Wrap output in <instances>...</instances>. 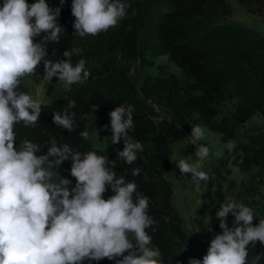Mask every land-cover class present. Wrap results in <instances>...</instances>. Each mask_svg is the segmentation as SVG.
Wrapping results in <instances>:
<instances>
[{
  "label": "clouds",
  "instance_id": "clouds-1",
  "mask_svg": "<svg viewBox=\"0 0 264 264\" xmlns=\"http://www.w3.org/2000/svg\"><path fill=\"white\" fill-rule=\"evenodd\" d=\"M59 3L60 7H50L46 0L31 4L2 0L0 4V264H86L101 260L164 264L148 231H155L149 198L137 191L134 180L117 176L109 166L115 162L94 150L82 153L55 139L41 155L37 153L43 146L30 139H21L17 146L16 126L35 128L42 111V99L22 90V80L35 84L41 64L43 85H35L37 93L46 90L44 85L51 84L53 77L66 92L91 77L84 58L73 62L74 53H80L78 48L64 51L62 60L47 56V45L58 43L64 31L58 24L64 0ZM129 7L124 0H72L74 35L95 37L115 28ZM36 37H41L39 42ZM75 108L76 101L68 100L61 111L52 113V122L74 131L76 112L71 109ZM133 111V105L119 104L108 113L110 126H104L111 131L112 145L123 140V150L117 154L129 166L144 151V145L129 136L135 128ZM150 119L162 122L156 117ZM206 131L210 130L194 125L189 136L192 143L205 139ZM79 136L85 141L93 139L90 130L79 132ZM195 156L192 163L181 157L176 168L181 176L190 174L199 191L200 182L210 180L209 171L202 170L203 161L210 156L209 147L199 145ZM67 160L71 161V180L57 171ZM140 172L139 167L131 169L133 177ZM109 189L113 195L105 199ZM208 203L201 200V205ZM229 214L233 217L231 227ZM215 216L220 234L212 236L202 259L190 258L188 264H260L264 253L253 254L250 260L249 247L254 248L256 242L264 246V219L253 225V209L231 197L219 204Z\"/></svg>",
  "mask_w": 264,
  "mask_h": 264
},
{
  "label": "trees",
  "instance_id": "trees-1",
  "mask_svg": "<svg viewBox=\"0 0 264 264\" xmlns=\"http://www.w3.org/2000/svg\"><path fill=\"white\" fill-rule=\"evenodd\" d=\"M26 2L31 4L34 0ZM46 2L50 7H60L59 0ZM71 2L64 0L58 18V24L64 31L58 43L47 45V56L52 60H62L64 51L78 48L79 55H73L75 63L89 49L86 37L74 35ZM124 2L130 7L125 18L120 20L113 43L121 59V68L111 70L105 77L91 75L85 83L78 87L72 85L71 91L42 104L35 128L16 126V143L18 146L21 139L27 138L42 145L37 155L46 154L52 139L60 144L67 143L82 153L94 150L104 154L94 148L90 140L85 141L79 136V132L87 130L92 110L97 111L101 136L109 138L111 131L104 128L105 125L110 126L108 113L121 103L133 105L135 128L129 136L141 142L144 151L138 154L134 164L126 165L117 154L124 147L121 140L113 145L115 157L107 156L110 162H115L109 166L114 167L117 176L134 180L138 185L137 191L149 198L148 211L155 221V231H148L152 235V245L162 253L164 264H188L190 258L201 259V256L185 251L189 249L188 236L172 203L173 191L166 179L172 147L190 135L194 125H201L218 135L220 144L225 145L237 138L242 126L255 113L258 112L264 120V36L255 32H251V36L240 35L234 31L235 28L218 25V21L228 20L233 13L226 0ZM236 2L247 14L264 22V0ZM206 20L217 27L199 35L198 31L202 30L200 24ZM40 39L36 37V42ZM160 57H165L178 74L169 72L165 65H156L155 60ZM137 63L157 70L155 75L146 76L138 88L128 77L131 65ZM37 70L43 75V64ZM21 88L28 91L22 83ZM233 93L242 95L241 100L226 115H221V104ZM68 100L76 101V108L71 111L76 112L77 126L72 132L58 128L52 122V113L61 111ZM150 117L162 122L157 124ZM252 141L248 147L236 146L232 151L225 149L217 159H211L210 180L203 181L205 189L201 198L216 203L208 210V224L214 234L221 231L215 212L219 204L227 200L228 194L253 209V225L264 219V196L256 185V174H253L255 168L264 170V134ZM70 166V160L63 162L57 169L58 174L73 179L69 175ZM137 167L141 169L140 175L133 177L131 169ZM233 167H237L245 177L239 184L231 179ZM111 195L113 193L109 189L104 198ZM232 219L229 214V227ZM256 253H264V246L259 242L254 248L249 247V259ZM104 263L105 260L93 261V264ZM260 264H264V259Z\"/></svg>",
  "mask_w": 264,
  "mask_h": 264
},
{
  "label": "rangeland",
  "instance_id": "rangeland-1",
  "mask_svg": "<svg viewBox=\"0 0 264 264\" xmlns=\"http://www.w3.org/2000/svg\"><path fill=\"white\" fill-rule=\"evenodd\" d=\"M226 1L231 5L233 13L228 20L218 21V25H225L230 27V29L235 28L234 31L240 35L249 34L251 36V32H255L264 36L263 21L255 16L247 14L245 10L237 4L236 0ZM119 24L120 21L115 28L109 29L107 32L100 33L95 37H86L89 52L84 54L83 58L87 61L86 69L91 72V75L105 77L111 70H118L121 68V59L119 54L116 53V47L113 46L115 41L114 34ZM200 25L202 30L198 31L199 35H204L208 33V31H212L217 27V25H214L213 23L211 24L209 20H206L205 23H201ZM109 46L111 47L110 49L108 48ZM155 64L165 65L169 72L178 74V70L172 64H170L165 57L157 58L155 60ZM156 73L157 70L155 67H143L137 63L131 65L128 77L129 81L135 85L136 88H138L146 76H152ZM37 75L38 76L34 78L35 84H30L27 80H22L21 83L31 94H38L42 99V104L50 102V100H52L54 97L67 93L64 90L63 84L58 82L56 77H53L51 84L44 85L46 90H41L39 93H37L35 85H43V81L40 79V77L42 78V75L38 72V70ZM78 86L79 84L74 85V87ZM48 93H50V96H47ZM138 96L142 98V95L139 91ZM241 96L242 95H237L236 93H233V95H228L225 102L220 106L221 115H226L227 112L231 111L233 106L241 100ZM94 129H96L97 134L95 133ZM87 130H90V135L93 137L90 142L94 148L99 149L106 156L111 155L112 157H115L114 147L111 144L110 138H104L100 134L98 114L96 109H93L89 116ZM261 134H264V120L257 112L252 115L249 121L242 126L240 134H238L237 138L228 144L221 145L218 135L206 131L205 139L196 142V144L192 143L191 138L189 137L190 135H186L181 141L172 147L170 169L166 173V179L172 187L173 206L179 216L182 218L183 229L188 236L189 249L185 250L186 252L194 254L197 253L201 256V259L206 254L209 242L214 235L213 230L208 224V210L216 203L215 201H212L207 205H201V196L205 189L204 182H200V190L197 191V186L191 179L190 174H184V176H181L179 170L176 168V164L178 163L179 159L184 157L190 163L195 162V152L198 146L206 145L210 149V156L208 159L203 161L202 170L210 171V162L217 159V157H219L225 149L232 151L236 146L248 147V145L252 144V140ZM186 137L189 138L185 139ZM253 174H256V185L258 186V190L261 195L264 196V170L255 168L253 170ZM231 179L239 184L245 179V177L239 172L237 167H233ZM230 197L231 196L228 194L227 199ZM198 228L200 229L199 232H197ZM209 229H211V231H209ZM86 264H93V262H86ZM104 264H113V262L105 260Z\"/></svg>",
  "mask_w": 264,
  "mask_h": 264
}]
</instances>
